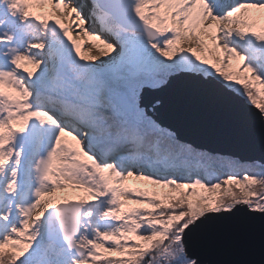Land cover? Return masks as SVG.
Returning <instances> with one entry per match:
<instances>
[{"label":"snow or ice","instance_id":"1","mask_svg":"<svg viewBox=\"0 0 264 264\" xmlns=\"http://www.w3.org/2000/svg\"><path fill=\"white\" fill-rule=\"evenodd\" d=\"M174 88L264 129V0H0V264H208L264 221V162L165 124Z\"/></svg>","mask_w":264,"mask_h":264},{"label":"water","instance_id":"2","mask_svg":"<svg viewBox=\"0 0 264 264\" xmlns=\"http://www.w3.org/2000/svg\"><path fill=\"white\" fill-rule=\"evenodd\" d=\"M160 118L186 140L264 162V129L251 122L239 101L223 103L186 88L159 93ZM254 111V110H253ZM208 264H264V221H243L200 246Z\"/></svg>","mask_w":264,"mask_h":264},{"label":"rangeland","instance_id":"3","mask_svg":"<svg viewBox=\"0 0 264 264\" xmlns=\"http://www.w3.org/2000/svg\"><path fill=\"white\" fill-rule=\"evenodd\" d=\"M81 43L83 44L85 51H87V49L90 48L92 44L96 45V48L93 49V52L106 51V49H104L103 46L99 44V41H88L87 38H84V41H81ZM101 59H104V57H101ZM131 183L135 184V182Z\"/></svg>","mask_w":264,"mask_h":264},{"label":"trees","instance_id":"4","mask_svg":"<svg viewBox=\"0 0 264 264\" xmlns=\"http://www.w3.org/2000/svg\"><path fill=\"white\" fill-rule=\"evenodd\" d=\"M256 170H259L258 168Z\"/></svg>","mask_w":264,"mask_h":264}]
</instances>
